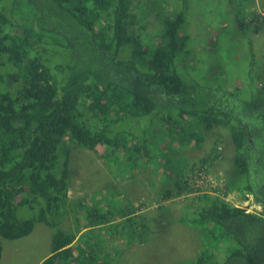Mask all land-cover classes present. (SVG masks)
Masks as SVG:
<instances>
[{"label":"trees","instance_id":"obj_1","mask_svg":"<svg viewBox=\"0 0 264 264\" xmlns=\"http://www.w3.org/2000/svg\"><path fill=\"white\" fill-rule=\"evenodd\" d=\"M242 1L234 2L241 12ZM178 2L165 16L163 0H152L154 7L149 0H0V237L26 236L38 223L53 230L50 254L39 264H112L110 252L126 240L116 226L140 216L122 191L108 189L85 207L70 201L76 147L136 171L163 156L166 134L198 147L227 117L235 162L247 179L238 188L262 209L234 207L219 195L188 202L184 216L200 231L201 248L183 264H264V90H257L264 72H253L250 35L238 32L243 21L231 34L242 33L248 51L225 26L196 48L184 20L194 3ZM203 3L212 6L201 0L196 9ZM222 74L246 79L261 124L237 118L242 90L229 91ZM183 169L178 158L170 171ZM73 208L77 223L82 215L85 229L98 228L97 238L79 226L60 228Z\"/></svg>","mask_w":264,"mask_h":264},{"label":"rangeland","instance_id":"obj_2","mask_svg":"<svg viewBox=\"0 0 264 264\" xmlns=\"http://www.w3.org/2000/svg\"><path fill=\"white\" fill-rule=\"evenodd\" d=\"M149 1L154 7L152 0ZM189 1L194 4L187 9L184 20L189 26L187 33L194 39L196 48L210 43L219 31L218 28L225 26L226 30L230 29L227 34L232 37V40L240 43L245 51H248L245 43L240 41L242 33H238L245 32L246 35H250L251 46L255 54L253 72L257 69L264 72V0H243L242 6L245 4L243 12L240 11L241 7L234 5L236 0H210L212 6L208 7L203 3L202 11L195 7V3L198 4L201 0ZM178 4V0H163L165 16H168L169 11L175 10ZM252 11H255V14H252ZM239 21H243L241 31H238L237 22ZM208 23H210V30L209 27L204 30L203 26ZM153 25L159 29L158 24L153 23ZM147 29L152 32L156 31L150 27ZM232 31L238 32L235 35V33L231 34ZM142 49L143 51L149 49L145 41ZM195 68L197 69V66ZM242 69L246 67L242 65ZM231 73L230 71L229 74ZM222 77L226 80L223 84L229 91L243 88L245 84L242 98L245 102H249L251 91L246 79L242 82L223 74ZM247 106L249 105L244 102L241 106V108L246 107L247 112L246 121L242 124H249V126L250 122L261 124L262 120L258 112L251 113L252 109ZM216 111V108L211 110L213 114ZM230 135V131L223 127L215 128L206 135L205 145L199 151L192 148H180L179 156L182 155L186 161L195 162L204 158L205 153L209 151L208 163L186 182H170L166 178L162 179L158 172L165 169L163 162L166 157L175 158L174 152H177L176 147H179L176 141L177 136L167 134L163 146L166 143L169 145L162 152L163 156L156 154L153 163L150 162L139 170L130 172H125L114 164H108L98 152L96 154L76 147L74 151L77 154H73L69 163L68 196L70 201H73L72 203L78 202L84 207L86 204L89 206L91 198L98 195L95 199L99 200L100 196L107 194L109 189L111 193L122 191L123 195H126L124 199L131 201L133 209L141 211L140 216L138 213L132 214L116 226L115 230L119 231L126 240L116 245L115 249L110 252L111 256L107 259L108 261L112 260L110 261L112 264H183L186 260L193 259L201 248L200 231L189 224L190 218L184 216V209L188 202L199 200L200 195L203 194L211 199L219 195L232 206H239L251 212L261 211L262 207L255 203L254 197L247 195V192L243 194L246 191L244 187L238 188L241 182L246 184L247 179L236 166L238 152H234ZM214 141L220 146L219 149L212 148ZM72 144H69V150L70 147L76 145L73 142ZM170 150L174 152L169 153ZM241 153L243 154V151ZM191 193H194V196ZM114 198L118 200L117 197ZM74 210L75 208L61 216L60 228L73 230L79 226L80 233L88 231L90 237L97 238L98 228L90 231L85 229L83 225L85 216L80 215L79 223H77L76 216L72 212ZM137 219L143 220V226L136 228ZM128 220H130L129 227L126 226ZM127 230L129 232L125 234ZM52 234L53 230L38 223L34 224L32 231L26 236L16 239L0 237V264H39L50 254Z\"/></svg>","mask_w":264,"mask_h":264},{"label":"clouds","instance_id":"obj_3","mask_svg":"<svg viewBox=\"0 0 264 264\" xmlns=\"http://www.w3.org/2000/svg\"><path fill=\"white\" fill-rule=\"evenodd\" d=\"M244 87L245 86H243V88L240 87L242 91H243ZM259 89L264 90V87H258L257 90H259ZM250 100H251V97H250ZM250 100H249V102H244V103H247L250 106ZM242 101H244V100H242ZM241 106L242 105H240V106L237 107L238 119H240L241 121L245 122L246 121V118H247L246 117V113H247L246 112V107L245 108H241ZM249 106H247V107H249ZM227 119H228V117H227ZM223 121H224V125L223 126H219V127H223L226 130H228V128L226 127V123L228 122V120L225 121L223 119ZM219 127H217V128H219ZM213 129H215V128H212L211 130H213ZM206 135L207 134H205V136H203V142L202 143H198V147H195L194 146V142L192 140H189V139L184 138L182 134L174 135V136H177L176 137V141L179 143V147H176L177 151L181 152L180 151V148H183V149L192 148V149H194L196 151H199L202 148V146L205 145L204 138H206ZM249 137L252 140V137L251 136H249ZM215 141L213 142L212 148L214 147L216 149H219L220 146L217 145L215 143ZM230 141L232 142L231 135H230ZM232 144H233V142H232ZM74 146H76V145H74ZM233 146H234V144H233ZM212 148H211V150H212ZM234 152H235V147H234ZM208 153H209V151L207 153H205V157L204 158H202L201 160H199L197 162L190 161V160H187L186 161V160H184L185 158L182 155L181 156H175L174 159L169 158V157H166L165 161L163 162V167L165 169L162 170V171L160 170L158 172L161 175V178L162 179H165L166 178V180H169L170 182H180V181L186 182L194 174L196 175L197 174V171H200L201 169H203L205 167V164L208 163V161H207ZM178 158H181V161H182V163L184 165V169H183V172L177 170V172H178V174H177L175 172V170L170 171V168H173L174 163L176 162V160ZM236 166L238 167V165H236ZM180 174H182V176L180 178L175 179V180L173 179L175 177V175H180ZM202 192H206V191H202ZM206 193H208V192H206ZM191 194L194 196V193H191ZM247 195H252V194H249L248 193ZM234 207H238V206H234Z\"/></svg>","mask_w":264,"mask_h":264},{"label":"crops","instance_id":"obj_4","mask_svg":"<svg viewBox=\"0 0 264 264\" xmlns=\"http://www.w3.org/2000/svg\"><path fill=\"white\" fill-rule=\"evenodd\" d=\"M209 7V6H208ZM49 256V255H48ZM45 259V258H44Z\"/></svg>","mask_w":264,"mask_h":264},{"label":"flooded vegetation","instance_id":"obj_5","mask_svg":"<svg viewBox=\"0 0 264 264\" xmlns=\"http://www.w3.org/2000/svg\"><path fill=\"white\" fill-rule=\"evenodd\" d=\"M234 147V146H233Z\"/></svg>","mask_w":264,"mask_h":264}]
</instances>
